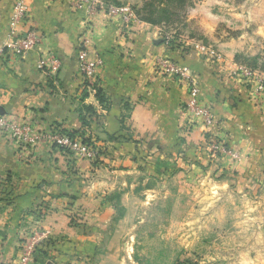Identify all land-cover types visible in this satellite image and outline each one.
I'll list each match as a JSON object with an SVG mask.
<instances>
[{"label":"crops","instance_id":"1","mask_svg":"<svg viewBox=\"0 0 264 264\" xmlns=\"http://www.w3.org/2000/svg\"><path fill=\"white\" fill-rule=\"evenodd\" d=\"M15 1L0 0V117L26 122L34 133L84 129L98 156L87 162L47 139L31 147L0 134V263L16 259L26 234L44 230L49 245L35 264H90L133 209L166 198L176 182L180 200L169 210L166 231L194 229L198 240L210 229L211 245L228 247L227 264H264V91L254 94L236 74L239 48L219 42L214 47L223 61L211 63L166 47L161 27L136 19L121 29L105 12L75 10L68 0H25L27 15L10 36ZM195 13L189 19L213 37L215 26ZM29 28L42 38L37 50L12 55L9 48ZM175 31L184 42L195 40ZM83 41L90 58L102 59L93 88L79 77ZM41 56L55 58L58 71H39ZM157 56L196 78L213 127L186 111L188 87L158 74ZM84 108L97 117L88 129L80 121ZM213 143L234 156L211 154Z\"/></svg>","mask_w":264,"mask_h":264},{"label":"rangeland","instance_id":"2","mask_svg":"<svg viewBox=\"0 0 264 264\" xmlns=\"http://www.w3.org/2000/svg\"><path fill=\"white\" fill-rule=\"evenodd\" d=\"M103 1L120 4V0ZM146 1L124 0V3L140 18ZM194 11L197 18L215 26L213 37L205 36L196 21L189 19ZM168 25L170 31H186L204 45L232 42L239 48L236 54L239 65L264 72V0H190L185 15L172 17ZM178 190V184L172 182L166 198L158 195L148 205L140 204L133 209L128 222L100 245L90 264H227L228 247L211 245L214 231L206 229L195 240L194 229H173L170 233L165 230L169 210L180 200ZM172 216L176 219L179 214Z\"/></svg>","mask_w":264,"mask_h":264},{"label":"built area","instance_id":"3","mask_svg":"<svg viewBox=\"0 0 264 264\" xmlns=\"http://www.w3.org/2000/svg\"><path fill=\"white\" fill-rule=\"evenodd\" d=\"M71 7L75 10L85 9L89 14L103 11L110 18L119 21L121 29L126 28L136 20L133 9L125 4H106L103 0H68ZM27 15L25 0H16L9 17V34H16L17 24L25 19ZM177 31L163 30L161 39L166 47L178 46L185 51L200 53L204 60L211 63H221L223 55L217 48L211 45H204L200 41L190 40L184 42L181 37H177ZM41 36L33 28L27 29L16 43L9 48V52L21 58H24L29 52L37 50L41 43ZM77 60L79 64V77L83 87L93 88L96 85V73L102 65V59L99 56H89V46L87 41H83L77 50ZM155 71L166 77H170L180 83L186 84L187 103L186 111L192 118L200 121L202 127L210 129L214 126V118L211 109L200 102V88L196 78L191 75L186 67L172 60L157 56L154 61ZM39 71L54 74L58 71L59 63L51 56H41L37 61ZM238 77L250 87L254 94H261L264 91V73L253 71L244 66L236 68ZM93 119V118H92ZM61 129L53 127L49 132H36L28 123H13L0 117V134H6L10 139L18 144L34 147L42 140L47 139L58 149L72 152L79 159L87 162H93L97 159L98 149L90 143L89 138L84 134L69 138ZM210 152L213 155L217 153L230 154L223 145L213 143L210 145ZM49 245L48 233L46 231L34 230L26 234L19 246V253L16 259L6 264H35V258L39 252L47 251ZM2 264V263H0Z\"/></svg>","mask_w":264,"mask_h":264},{"label":"trees","instance_id":"4","mask_svg":"<svg viewBox=\"0 0 264 264\" xmlns=\"http://www.w3.org/2000/svg\"><path fill=\"white\" fill-rule=\"evenodd\" d=\"M189 3L190 0H147L143 4V17L139 18L136 11L134 9L133 11L138 21L153 27H161L163 30L170 31L168 27L169 20L174 16L177 19L184 16ZM97 95L99 96L98 92ZM100 104L103 105L101 99ZM94 117L97 119L92 109L84 108V114L80 116L82 127L88 129L91 122H95V120L92 119ZM62 133H65L69 138H74L77 136H83L85 132L83 129L82 131L74 133H68L65 131ZM45 253L46 251L39 252L41 255H45Z\"/></svg>","mask_w":264,"mask_h":264}]
</instances>
